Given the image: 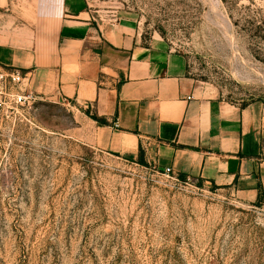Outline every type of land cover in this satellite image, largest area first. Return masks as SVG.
<instances>
[{"label":"rangeland","instance_id":"374dc122","mask_svg":"<svg viewBox=\"0 0 264 264\" xmlns=\"http://www.w3.org/2000/svg\"><path fill=\"white\" fill-rule=\"evenodd\" d=\"M91 1L219 98L264 102V0ZM36 6L0 0V42L21 44ZM34 97L0 113V264H264V207L120 160L92 145L87 114Z\"/></svg>","mask_w":264,"mask_h":264},{"label":"crops","instance_id":"0c3cea01","mask_svg":"<svg viewBox=\"0 0 264 264\" xmlns=\"http://www.w3.org/2000/svg\"><path fill=\"white\" fill-rule=\"evenodd\" d=\"M91 2L36 0L34 30L21 44L12 33L0 42V66L29 73L39 98L106 121L89 119L93 146L264 207V102L219 98L136 21L102 20Z\"/></svg>","mask_w":264,"mask_h":264},{"label":"built area","instance_id":"2783aa9c","mask_svg":"<svg viewBox=\"0 0 264 264\" xmlns=\"http://www.w3.org/2000/svg\"><path fill=\"white\" fill-rule=\"evenodd\" d=\"M29 78V73L0 66V113L16 111L19 107H32L35 97L27 86ZM160 171L165 177L178 181L171 169L167 168Z\"/></svg>","mask_w":264,"mask_h":264},{"label":"trees","instance_id":"16d2710c","mask_svg":"<svg viewBox=\"0 0 264 264\" xmlns=\"http://www.w3.org/2000/svg\"><path fill=\"white\" fill-rule=\"evenodd\" d=\"M86 114H87V116H89V118H90L91 120H93L94 122H96L99 126H103V125L107 124L106 121H104L103 119H100V118H98V117H96V116H94V115H89L88 112H87ZM138 164H139L140 166L146 167V166L142 163V161H140V160H139ZM260 206H261L260 204L257 205V207H260Z\"/></svg>","mask_w":264,"mask_h":264}]
</instances>
